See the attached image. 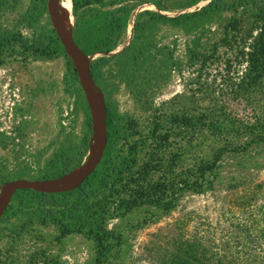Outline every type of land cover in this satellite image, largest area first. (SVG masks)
I'll use <instances>...</instances> for the list:
<instances>
[{
  "label": "rangeland",
  "instance_id": "1",
  "mask_svg": "<svg viewBox=\"0 0 264 264\" xmlns=\"http://www.w3.org/2000/svg\"><path fill=\"white\" fill-rule=\"evenodd\" d=\"M63 1L56 0L58 10ZM210 1L163 0L167 6L163 11L153 0H105L133 10L115 49L108 55L90 56L89 65L102 56L122 52L130 43L137 19H147V12L169 17L192 14ZM32 3L18 0L11 7L0 8V28L19 32L28 40L53 29L47 3L45 12L30 23L27 10ZM187 4L192 5L185 8ZM230 16V11H219L194 17L182 26L148 22L136 43L147 50L133 73L116 58L100 67L96 86L117 113V147L123 154L135 139H146L158 123L160 128H172L173 115L184 111L204 124L197 140L198 156H211V150L225 148L211 188L201 193L177 192L170 210L143 205L108 220L113 245L102 264H198L201 259L205 264H217V260L264 264V140H259L264 131V90L234 86L243 64L235 63L225 48H219L205 66L187 64L192 41L198 39L208 48L221 38ZM70 20L73 29L72 9ZM230 59L231 65L227 64ZM65 62L63 56L27 62L8 58L0 66V190L15 180L52 179L64 162H73L69 173L91 165L87 160L92 131L87 123L91 112L93 119L94 108L101 105L90 98L89 106L85 89L79 79L73 84ZM135 132L138 135L131 137ZM181 139L169 141L182 144ZM149 141L145 148H138L137 166L148 158ZM166 148L165 160L176 151L173 144ZM159 178L160 174H154L150 180ZM15 231L23 235L14 242L8 236ZM57 236L56 228L40 225L28 214L0 222V247L16 245L19 260L33 248H42L62 264H94L91 240L78 234Z\"/></svg>",
  "mask_w": 264,
  "mask_h": 264
},
{
  "label": "trees",
  "instance_id": "2",
  "mask_svg": "<svg viewBox=\"0 0 264 264\" xmlns=\"http://www.w3.org/2000/svg\"><path fill=\"white\" fill-rule=\"evenodd\" d=\"M17 1L0 0V8L11 7ZM46 1L33 0L31 5L33 10L30 8L27 10L30 23L37 20L40 13L45 12ZM162 1L153 0L151 3L157 9L166 11L167 6L162 4ZM114 5L117 7L106 9ZM190 5L192 4L184 7ZM71 9L75 17L72 39L86 56L110 54L121 39L133 10L132 7L116 2L107 4L105 0H71ZM219 11L232 13L222 28L221 38L208 48L203 47L198 39L193 40L187 48V64L194 66L197 63L200 67L205 66L218 53L219 48H225L235 57V63L243 64L242 74L234 86L238 89L264 90V0H231L229 3L224 0H211L200 12L174 17L147 12V19L141 20L140 17L137 19L130 43L122 52L114 57L102 56L90 64L89 71L93 82L95 85L99 84L100 67L107 65L113 58L117 59L121 67L130 68L131 73L135 71L134 65L147 50L141 46L136 47V43L143 37L148 22L182 26L194 17L210 16ZM58 56H63L66 71L73 84H77V71L54 29L28 40L19 32L0 28V66L8 58L27 62L50 60ZM148 57L149 54L144 58ZM230 63L231 59L227 61V64L231 65ZM147 73L150 76L149 72ZM84 111L87 114V111ZM134 125L132 126L136 127V124ZM170 125L172 128L164 129L160 128L158 123L146 139L140 141L141 136L135 139L128 153L123 154L117 147L120 139L117 132L119 126L117 113L108 102H105L106 142L102 156L90 175L77 187L68 191L47 193L31 189L16 190L3 211L0 222L23 213L33 216L40 225H51L56 228L58 239L72 234L86 237L93 242L94 264H102L113 245L111 243L113 234L106 228L108 220L143 205L170 210L174 207L173 201L177 192L187 190L201 193L211 188L213 184L225 148L211 150L213 151L211 156H198L197 140L201 136L204 124L188 111L174 114ZM87 127L90 132L89 117ZM135 135L138 133L130 136ZM179 136L182 137V144L169 141ZM146 140H150L147 146L148 158L137 166L136 153L138 148L146 147ZM259 140H264V131L259 134ZM172 144L176 151H171L165 160L166 147H171ZM187 160H190V163L186 162ZM178 167L179 173L176 172ZM73 169V162H64L63 168L52 179L66 175ZM154 174H160L157 181L150 180ZM22 235V232L15 231L8 237L15 242L20 240ZM19 258L21 256H18L16 245L0 247V264H62L42 248H33L24 260ZM201 260L198 264H205V259ZM216 262L226 263L221 260Z\"/></svg>",
  "mask_w": 264,
  "mask_h": 264
},
{
  "label": "water",
  "instance_id": "3",
  "mask_svg": "<svg viewBox=\"0 0 264 264\" xmlns=\"http://www.w3.org/2000/svg\"><path fill=\"white\" fill-rule=\"evenodd\" d=\"M47 11L49 13L50 16V20L53 26V29L56 33V35L58 36L61 44L64 47V50L67 54L69 49V34L67 32V28H68V22L66 20V18L62 17L63 14L59 13L58 10V5L56 0H47ZM70 23V22H69ZM71 30V36H70V42L72 43V46L75 48V50L85 58V62H86V71H87V77L88 80L90 82L89 85V89L88 91H85L84 88L82 87V89L84 90V92L86 93L87 96V100H88V104L90 106L89 100L90 98L96 100L98 103H101V109L103 112V119H102V143L99 147H97V142L99 139V134H100V124L98 122V117H97V123L94 124L93 126V119H92V112L90 114V118H91V131H92V136L91 139H95V144H96V148H95V152H92L89 154L88 157V165L91 163V165L89 166L88 169L84 170V172L82 173V175L80 177H78L77 181L71 185V186H65V187H61V188H55L52 190H45L42 189L41 186L44 184H48V183H53V182H60L62 180H65L67 175H63L61 177L55 178V179H44V180H35V181H28L25 179H21V180H15L11 183H8L6 185H4L3 187H5L6 192L0 193V217L3 213V211L5 210L6 206L9 204L10 198L12 196V194L18 190V189H31L34 191H39V192H47V193H56V192H62V191H68L71 189H74L75 187H77L88 175H90V173L95 169V167L97 166L101 156H102V152L105 146V142H106V129H105V102H104V98H103V94L101 93V91L99 90V88L95 85V83L93 82L91 76H90V71H89V62L88 59L90 56H86L85 54H83L81 52V50L77 47V45L74 43L73 39H72V27L70 28ZM69 31V32H70ZM71 51V50H70ZM68 56V54H67ZM69 57V56H68ZM70 58V57H69ZM70 60L72 61L73 66L75 67L76 71H77V75H78V69L77 66L74 63V60L72 58H70ZM79 79V76H78ZM80 82V81H79ZM95 97H92V95ZM91 111V108H90ZM94 127V130H93Z\"/></svg>",
  "mask_w": 264,
  "mask_h": 264
},
{
  "label": "bare ground",
  "instance_id": "4",
  "mask_svg": "<svg viewBox=\"0 0 264 264\" xmlns=\"http://www.w3.org/2000/svg\"><path fill=\"white\" fill-rule=\"evenodd\" d=\"M70 11H71V0H64L63 2L60 3V5H59V13H62L63 14L62 17L63 18L65 17L67 22H68V24H67L68 25L67 32L69 34V49L71 51L68 50L67 54L74 60V63L77 66L79 81L82 84V87L86 91H88L90 82H89L88 77H87V71H86V68H87L86 65L87 64L85 62V58L83 56H81L75 50V48L72 46V43L70 42V36H71V31H70L71 30L70 29L71 28V24L69 23L71 21L70 20ZM98 105H101V103L99 102ZM97 117H98V122L100 124V134H99V139H98V142H97V147H99L101 145L102 139H103V137H102L103 112H102L101 106H100V108H94V110H93V126H94L95 123H97ZM93 130H94V127H93ZM95 148H96V144H95V139L93 138L91 140V144H90V148H89V154L92 153V152H95ZM86 167L87 166H85L83 168H77L72 173H70L68 176H66L65 180H62L60 182H53V183L44 184V185L41 186V188L45 189V190H52V189H55V188L71 186L77 181L78 177H80L82 175L84 170L87 169ZM1 192H3V193L6 192L5 187H3L0 190V193Z\"/></svg>",
  "mask_w": 264,
  "mask_h": 264
}]
</instances>
